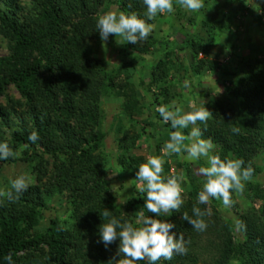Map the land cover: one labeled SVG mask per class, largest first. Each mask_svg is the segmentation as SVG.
<instances>
[{"label": "trees", "instance_id": "16d2710c", "mask_svg": "<svg viewBox=\"0 0 264 264\" xmlns=\"http://www.w3.org/2000/svg\"><path fill=\"white\" fill-rule=\"evenodd\" d=\"M1 1L5 9L0 8V39L5 41L8 55L0 57V142L6 141L17 155L0 160V178L7 166L19 163L25 167L29 187L15 202L0 197V264H8L5 257L9 253L12 264H108L117 253L119 241L107 247L99 242L103 209L121 222L134 223L116 208L106 180V159L99 153L105 139L99 105L117 88L129 99L125 113L139 112L140 108L128 83L132 59H123L117 70L107 72L99 50L112 45L114 36L101 41L96 23L111 7L126 14L135 12L147 20L146 6L143 0ZM154 43L149 35L136 45L126 42L123 47L147 55ZM191 51L196 57L206 52V47L198 43ZM165 65V59L157 62L151 68L152 77L159 72L167 76ZM216 65L198 60L192 65V74L213 71ZM224 91L239 100L237 107L214 102L207 125L198 122L197 126L203 138H211L213 154L222 159H242L243 167L251 166L252 180L261 173L255 158L264 155V63L254 60L246 64L242 76L229 80ZM163 126L173 131L170 124ZM233 127L239 128V133H233ZM33 131L39 136L34 144L28 139ZM122 133L125 140L138 138L130 131ZM168 139L156 141L152 148L155 155L159 156ZM124 163L120 158L117 180L125 179ZM140 163L141 158L132 157L128 166ZM246 184V199L261 204L258 209L236 212L235 223L241 221L242 230L221 218L214 207L199 204L196 193H188L179 212L161 214L158 219L173 223L171 231L177 236L183 234L190 244L186 245V255L174 254L171 260L157 264H264V189ZM144 199L145 194L139 192L128 204L143 207ZM55 203L64 213L55 212L43 227L44 213L54 210ZM193 206L211 212L204 217L208 226L203 232L181 218L184 212L191 217ZM143 212L152 216L147 209Z\"/></svg>", "mask_w": 264, "mask_h": 264}, {"label": "rangeland", "instance_id": "374dc122", "mask_svg": "<svg viewBox=\"0 0 264 264\" xmlns=\"http://www.w3.org/2000/svg\"><path fill=\"white\" fill-rule=\"evenodd\" d=\"M203 2V8L190 12L173 1L172 13L157 14L150 23L154 26L150 35L155 43L147 55L124 50L126 41L119 36L114 37L112 45H104L99 50L100 59L103 60L107 72L117 70L123 59L131 58L133 64L127 71L128 83L138 100L139 112H124V106L129 103V99L120 95L117 88L115 92L102 98L99 108L101 130L105 139L99 153L106 159V180L114 204L121 215L133 221L134 226H138L137 213L143 211V207L142 204H128L129 200L139 193L135 181L139 165L129 167L128 161L132 157H139L142 163L146 162L148 155H155L152 148L156 141L161 138L165 140L170 133L169 127L163 126L164 122L155 108L160 104L170 105L173 101L185 112L191 110V101H195L198 107L204 106L208 111L214 102L221 103L224 107H237L239 100L227 96L224 91L226 83L236 76H242L246 64L251 61L260 60L264 63V0ZM0 8L5 9L1 0ZM109 11L117 12L113 7ZM190 19H193V24H190ZM198 43L206 47V52L202 51L194 57L191 47ZM178 48V54L174 53ZM7 55L6 43L0 39V57ZM162 59L166 61L167 76L159 72L152 77L151 68ZM201 59L217 65L213 71L203 72L202 75L192 74V65L195 66L196 61ZM122 79L123 76L119 77L116 84L120 85ZM186 80L190 81V88L183 86ZM13 95L14 98L17 97L14 91L11 96ZM121 130L130 131L131 136L136 134L138 138L134 140L126 137L125 140ZM125 144L130 148H127L128 151L122 150ZM164 144L159 152V156L165 159L164 175L179 176L183 173L187 177V180L181 183L184 188L183 200H186L188 193L198 194L202 190L203 177L197 174V170L206 166L205 160L202 158L189 162L175 154L166 155L162 151ZM120 158L125 159L124 166L127 168L124 180L115 179ZM255 166L261 173L247 183L264 189V155L256 156ZM22 174L26 175L22 164L7 166L1 175L4 179L0 178V190L7 188L13 179ZM246 186L245 182L242 194L233 192L232 200L236 207L233 204L231 207H224L221 201L210 198L208 208L214 207L221 218L235 223L237 211L249 207L258 209L261 204L258 200L250 202L246 199ZM53 209L44 213L43 227L55 212L60 215L64 213L60 204L55 203ZM153 218L158 219L154 216ZM236 238H239L237 234Z\"/></svg>", "mask_w": 264, "mask_h": 264}, {"label": "clouds", "instance_id": "9594fccd", "mask_svg": "<svg viewBox=\"0 0 264 264\" xmlns=\"http://www.w3.org/2000/svg\"><path fill=\"white\" fill-rule=\"evenodd\" d=\"M177 3L189 10L197 12L204 7L203 0H177ZM146 6L147 20L142 19L137 13L126 14L124 11H109L98 16L96 28L101 41L106 42L109 35L122 37L127 43L136 45L139 41L146 40L153 31V25L147 21L153 20L157 14L172 13L173 0H143ZM202 56V54H201ZM185 88H190V81H184ZM190 111H183L181 107L172 104H160L155 111L165 124H170L169 139L165 142L162 151L167 154L181 156L184 160L193 162L202 158L206 166L199 167L197 174L203 177L202 190L198 193V203L207 205L210 198L222 202L224 207L233 204L232 193L242 194L245 190V182L251 180L254 169L251 166L243 167L242 159L221 158L219 154H212L214 145L211 138H203V131L199 124L207 125L212 113L204 106H197L195 101L190 102ZM191 130L185 134L183 130ZM233 133H239V128L233 127ZM33 144L39 139L38 133L33 131L29 137ZM186 154V155H185ZM17 154L9 144L0 142V160H7ZM165 159L162 156L148 155L146 162L139 164L136 172V188L145 194L143 209H147L152 216H146L141 210L137 213V225L130 222H121L106 208L102 211V223L98 227L99 242L105 247L115 241H119L118 250L108 264H137L139 261H147L148 264H157L160 260H171L174 254L186 255L187 244L183 234L177 236L171 230L175 228L173 223L160 220L161 214L179 212L184 204L182 193L184 188L181 183L187 177L181 173L179 176L164 175ZM29 187L26 175H19L11 181L10 188L0 190V197L12 203L19 200L20 195ZM211 215L209 209L193 206L192 216L184 212L182 219L197 232H203L207 228L205 216ZM238 230L244 225L236 222ZM5 260L12 264V255H6Z\"/></svg>", "mask_w": 264, "mask_h": 264}]
</instances>
